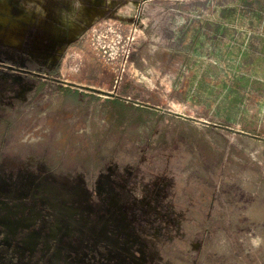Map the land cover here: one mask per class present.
Instances as JSON below:
<instances>
[{
  "label": "rangeland",
  "instance_id": "1",
  "mask_svg": "<svg viewBox=\"0 0 264 264\" xmlns=\"http://www.w3.org/2000/svg\"><path fill=\"white\" fill-rule=\"evenodd\" d=\"M0 0V264H264V0Z\"/></svg>",
  "mask_w": 264,
  "mask_h": 264
},
{
  "label": "clouds",
  "instance_id": "2",
  "mask_svg": "<svg viewBox=\"0 0 264 264\" xmlns=\"http://www.w3.org/2000/svg\"><path fill=\"white\" fill-rule=\"evenodd\" d=\"M37 3L40 7V12L37 14L40 15L41 18H45L47 16V11L44 7L46 0H37ZM63 3L67 6L58 8L56 10L57 16L61 26L66 30H70L76 26V20L73 19V17L82 16L84 12V0H63Z\"/></svg>",
  "mask_w": 264,
  "mask_h": 264
}]
</instances>
